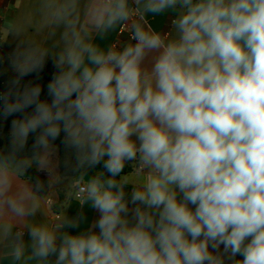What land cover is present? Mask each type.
Segmentation results:
<instances>
[{
	"label": "clouds",
	"instance_id": "1",
	"mask_svg": "<svg viewBox=\"0 0 264 264\" xmlns=\"http://www.w3.org/2000/svg\"><path fill=\"white\" fill-rule=\"evenodd\" d=\"M169 15L165 32L149 23ZM118 29L126 42L98 41ZM10 38L0 55L14 74L0 91V121L10 120L3 257L264 264V0H35L29 22L0 25V48ZM49 61L46 85L24 82ZM34 167L49 187L60 167L78 174L79 205L96 218L76 232L83 213L32 221L44 183L20 178Z\"/></svg>",
	"mask_w": 264,
	"mask_h": 264
},
{
	"label": "crops",
	"instance_id": "2",
	"mask_svg": "<svg viewBox=\"0 0 264 264\" xmlns=\"http://www.w3.org/2000/svg\"><path fill=\"white\" fill-rule=\"evenodd\" d=\"M35 15V0H0V25H2L9 18H16L21 23L29 22ZM171 16H157L155 19H151L149 23L152 27L158 31L165 32L168 30L170 25ZM124 35L122 36V34ZM58 35V34H57ZM98 41L104 45L109 46L110 44L119 45L122 42H126L129 39L127 31L117 30L116 32H112L106 39ZM52 41L49 40V43ZM15 46V41L11 38L9 39V43L5 44L2 48H0V55L7 56L8 53L12 51ZM6 69H8V65L6 62L1 63ZM11 71L10 69H8ZM10 127V126H9ZM9 130V129H8ZM41 173V172H40ZM44 175V173H41ZM45 176V175H44ZM47 178V176H45ZM78 178H65L62 179L60 183L54 184L52 187L47 188V192L45 194L39 193V198L41 201L40 210L37 212L36 216L31 218L32 221L36 223L47 224L49 226H54L59 223V220L54 219V211L53 207L47 204V198L52 197L55 201V204L59 200V192H64L67 198L65 204L62 208L56 212L59 214L60 218L63 216L75 217L80 213H83L86 217V221L82 222L80 229L69 230L71 232L79 231L85 227H87L88 222H91L96 218V214L93 210H91L87 205L81 207L79 205L78 199L75 197V194L78 190L77 187H74V181ZM89 176H85V180H87ZM48 179V178H47ZM21 182L34 184L30 180H26L23 177L20 178ZM15 230V229H14ZM25 241H29L30 237L27 235V232L24 237ZM3 249H0V264H11L10 258H5L2 255Z\"/></svg>",
	"mask_w": 264,
	"mask_h": 264
},
{
	"label": "trees",
	"instance_id": "3",
	"mask_svg": "<svg viewBox=\"0 0 264 264\" xmlns=\"http://www.w3.org/2000/svg\"><path fill=\"white\" fill-rule=\"evenodd\" d=\"M123 35H124V33L122 34V36ZM5 69L6 68L0 63V91H2L4 89L6 81L14 75L11 71H9V70L5 71ZM52 72H53V68H52L51 62L49 61V63L46 66L45 71L41 74V78L39 80H37L34 75H30V76L24 78V82L32 80L33 83H41L42 85H46V83L48 82V80L51 77ZM44 97H45V92H42V98H44ZM9 126H10V120H9V122H6L5 133L8 132ZM33 142H34V137L32 135H30L29 141H28V148L26 149V151L30 152L31 144ZM7 143L8 142L0 139V148L5 147L7 145ZM55 143L59 145V139ZM63 155H64V149L62 146H60V160L61 161H63V159H64ZM58 172L62 175V177H63L62 179L74 178V177L78 176V174L73 173L70 169H65L64 167H60L58 169ZM26 175L28 177H30V179H27V180H30L33 183H35L36 179H40L44 183V189L40 193L45 194L47 192V188H48L47 180L48 179L43 174L38 172L35 169V167L32 169H29V171ZM86 176H88V175H86ZM23 178L25 179V177H23ZM66 200H67V198L65 196V193L59 192V200L53 206L54 211L58 212L62 208V206L65 204Z\"/></svg>",
	"mask_w": 264,
	"mask_h": 264
},
{
	"label": "rangeland",
	"instance_id": "4",
	"mask_svg": "<svg viewBox=\"0 0 264 264\" xmlns=\"http://www.w3.org/2000/svg\"><path fill=\"white\" fill-rule=\"evenodd\" d=\"M5 125H6V122L0 121V139L8 142V137H7L8 132L5 133Z\"/></svg>",
	"mask_w": 264,
	"mask_h": 264
},
{
	"label": "built area",
	"instance_id": "5",
	"mask_svg": "<svg viewBox=\"0 0 264 264\" xmlns=\"http://www.w3.org/2000/svg\"><path fill=\"white\" fill-rule=\"evenodd\" d=\"M79 191V189L77 190V192ZM77 192H76V194H75V197L77 198ZM47 204L48 205H50V206H54V204H55V201H54V199L52 198V197H48L47 198ZM59 218H60V216H59V214H57L56 212L54 213V219L55 220H59Z\"/></svg>",
	"mask_w": 264,
	"mask_h": 264
}]
</instances>
